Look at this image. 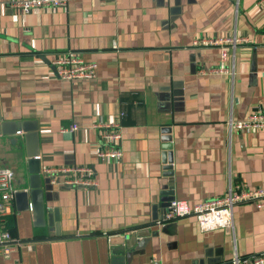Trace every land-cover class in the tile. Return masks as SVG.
<instances>
[{
    "label": "crops",
    "instance_id": "0c3cea01",
    "mask_svg": "<svg viewBox=\"0 0 264 264\" xmlns=\"http://www.w3.org/2000/svg\"><path fill=\"white\" fill-rule=\"evenodd\" d=\"M10 2L0 0V114L25 124L0 134V167L27 187L26 135L37 129L43 172L88 166L98 183H56L46 208L59 219L48 212L43 225L15 199L6 226L33 246L0 252V264H231L264 251V207L252 202L234 206V233L202 231L195 215L157 224L164 127L176 199L221 197L231 180L264 186V129L230 128L264 110V0H68L30 11ZM237 36L246 41L194 44ZM68 51L95 62L96 76L61 79L52 60ZM220 66L229 72L210 71ZM111 122L121 125L120 161L98 156Z\"/></svg>",
    "mask_w": 264,
    "mask_h": 264
},
{
    "label": "built area",
    "instance_id": "2783aa9c",
    "mask_svg": "<svg viewBox=\"0 0 264 264\" xmlns=\"http://www.w3.org/2000/svg\"><path fill=\"white\" fill-rule=\"evenodd\" d=\"M68 0H11L10 4L19 7L24 11H30L37 8H64ZM246 41L241 37L224 38H206L195 40V45H225L231 43L237 45L239 42ZM226 59V51L222 49V61ZM52 64L56 68L57 75L64 80H82L92 79L96 76L97 64L86 61L78 52L68 51L59 53ZM232 66V74H234ZM210 71L228 73L229 69L225 66L210 69ZM102 137L105 141V147L99 148L98 156L101 160L120 161L122 158L121 149V125L118 122L102 123ZM76 129L77 126L72 127ZM230 128L249 132L253 129H264V110L255 109L251 111L244 120H231ZM45 172L53 175L52 183H59L65 186H95L97 181L91 177L92 170L88 166H63L59 168L46 169ZM66 177L60 181L61 175ZM15 172L9 166L0 167V252L9 257L10 254L20 247L32 248L33 241L21 239L14 236L7 228L8 216L14 210L15 201ZM58 183V184H59ZM252 202L257 207H264V186L250 188L235 184L230 181L227 193L221 197L203 200L196 204H190L187 200L174 199L171 201L169 210L165 213L162 220L157 224H164L165 221L176 217L195 215L200 229L210 231L217 228H225L234 233L233 209L234 206L243 203ZM231 264H264V251L249 255H240L235 253L231 259Z\"/></svg>",
    "mask_w": 264,
    "mask_h": 264
},
{
    "label": "water",
    "instance_id": "95a60500",
    "mask_svg": "<svg viewBox=\"0 0 264 264\" xmlns=\"http://www.w3.org/2000/svg\"><path fill=\"white\" fill-rule=\"evenodd\" d=\"M24 121L19 122H8L2 121V116L0 114V134L2 135H10L15 133L17 129L24 125ZM31 133L26 135V141L28 145L27 156H28V165H29V177L27 187H22L15 192V199L17 200V204L19 203L18 209L26 210L31 208L35 214V220L37 223L44 224L46 213L51 216L55 215L56 220L59 219L58 210H50L46 208V201L48 200V195L52 192L55 184L52 183L53 175L43 172L41 161L38 158V142L39 141V131L31 130ZM164 136V154H163V162L164 166V176L168 178V183L163 186L161 191V203L160 206L164 209V214L169 210L171 201H173L175 197L174 186H173V167H172V136H171V128L164 127L163 129ZM56 183H59V179H57ZM50 225H53L51 223ZM57 233H59V225H56ZM148 230H144V232H138V235L148 234Z\"/></svg>",
    "mask_w": 264,
    "mask_h": 264
},
{
    "label": "bare ground",
    "instance_id": "6f19581e",
    "mask_svg": "<svg viewBox=\"0 0 264 264\" xmlns=\"http://www.w3.org/2000/svg\"><path fill=\"white\" fill-rule=\"evenodd\" d=\"M169 221V220H168Z\"/></svg>",
    "mask_w": 264,
    "mask_h": 264
}]
</instances>
